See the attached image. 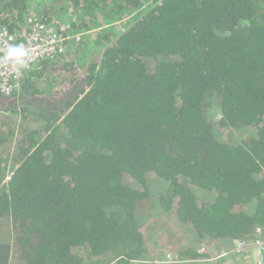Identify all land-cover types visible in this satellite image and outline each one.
I'll return each mask as SVG.
<instances>
[{
    "label": "trees",
    "instance_id": "trees-1",
    "mask_svg": "<svg viewBox=\"0 0 264 264\" xmlns=\"http://www.w3.org/2000/svg\"><path fill=\"white\" fill-rule=\"evenodd\" d=\"M33 1L0 24L58 22ZM67 1L107 48L64 98L62 57L0 93V264H135L162 218L207 243L264 228V0Z\"/></svg>",
    "mask_w": 264,
    "mask_h": 264
},
{
    "label": "rangeland",
    "instance_id": "rangeland-1",
    "mask_svg": "<svg viewBox=\"0 0 264 264\" xmlns=\"http://www.w3.org/2000/svg\"><path fill=\"white\" fill-rule=\"evenodd\" d=\"M32 5V11L36 13L39 11V15L41 11L47 7L51 10L56 19H58L59 23L70 24L68 23L70 17H73L74 15L76 16L73 3L69 4L67 0H35L32 2ZM65 11L67 12L65 13ZM68 12H72L73 14L68 16ZM37 17L39 16L37 15ZM67 17L69 18L68 20ZM127 21L128 20H125L124 22ZM118 28L119 30H123V28L125 29L121 24ZM97 32H99V30L79 31L77 33L82 35V41L77 42L76 40H68L70 47L67 53L61 56L62 59H66L53 74V76L59 81V83H57L58 86L55 89L57 98H64L67 92H70L74 87V84H72L74 80H78L85 75L87 66H84V61L89 60L91 62L96 60V58L101 60V57L107 48V44H103V42L102 44H96L95 41L98 36V34H96ZM18 117L20 118L17 120V131L21 130L25 125L28 128L30 126L38 127L40 125V122H37L38 120L23 123L22 114ZM13 147H15V145ZM163 220L166 219L162 218L160 223L156 224L157 227L156 225H153L151 230H148L149 232L147 231L148 243L150 244L148 255L150 258L145 261H139L140 263L135 262V264H253L255 260L253 253L249 252L242 255L232 253L226 254L230 249L229 242H198L194 239L192 232H190L189 225H178L177 227V225H167ZM206 243L207 248L206 251H204L202 250V246ZM188 245H193V247L201 254H210V256H212L211 259L195 262L188 259L186 261H180L179 250L182 246Z\"/></svg>",
    "mask_w": 264,
    "mask_h": 264
},
{
    "label": "built area",
    "instance_id": "built-area-1",
    "mask_svg": "<svg viewBox=\"0 0 264 264\" xmlns=\"http://www.w3.org/2000/svg\"><path fill=\"white\" fill-rule=\"evenodd\" d=\"M81 36L80 33L71 32L70 25L67 23L45 22L37 17H28L25 23L20 24V30L16 33L0 24V93L4 95L13 94L15 90L20 88L21 80L29 70L38 67L42 61L61 57L67 53L70 47L68 40L80 42L82 41ZM20 44H23L31 52V60L29 61V68L18 73L11 64L5 67L2 63V57L9 46ZM225 242L230 244V249L227 253L225 252L226 254L253 253L255 256L253 264H264L263 227H257L252 237ZM202 247V250L206 251L207 244Z\"/></svg>",
    "mask_w": 264,
    "mask_h": 264
},
{
    "label": "clouds",
    "instance_id": "clouds-1",
    "mask_svg": "<svg viewBox=\"0 0 264 264\" xmlns=\"http://www.w3.org/2000/svg\"><path fill=\"white\" fill-rule=\"evenodd\" d=\"M30 60L31 52L27 50L23 44L9 46L6 53L2 57V63L4 66L7 67L11 64L12 68L16 69L18 73L21 70H27L29 68Z\"/></svg>",
    "mask_w": 264,
    "mask_h": 264
},
{
    "label": "crops",
    "instance_id": "crops-1",
    "mask_svg": "<svg viewBox=\"0 0 264 264\" xmlns=\"http://www.w3.org/2000/svg\"><path fill=\"white\" fill-rule=\"evenodd\" d=\"M55 89H56V87H55ZM55 89L53 88V90H54V95H55Z\"/></svg>",
    "mask_w": 264,
    "mask_h": 264
},
{
    "label": "bare ground",
    "instance_id": "bare-ground-1",
    "mask_svg": "<svg viewBox=\"0 0 264 264\" xmlns=\"http://www.w3.org/2000/svg\"><path fill=\"white\" fill-rule=\"evenodd\" d=\"M16 91V90H15Z\"/></svg>",
    "mask_w": 264,
    "mask_h": 264
}]
</instances>
